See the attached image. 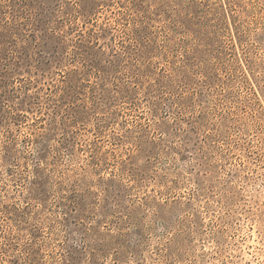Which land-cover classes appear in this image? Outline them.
<instances>
[{"label":"rangeland","instance_id":"obj_1","mask_svg":"<svg viewBox=\"0 0 264 264\" xmlns=\"http://www.w3.org/2000/svg\"><path fill=\"white\" fill-rule=\"evenodd\" d=\"M0 264H264V0H0Z\"/></svg>","mask_w":264,"mask_h":264}]
</instances>
